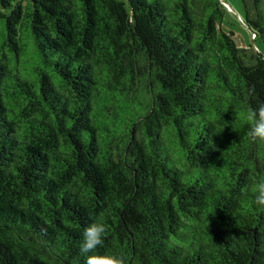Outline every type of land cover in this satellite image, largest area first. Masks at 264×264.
<instances>
[{
    "label": "trees",
    "instance_id": "obj_1",
    "mask_svg": "<svg viewBox=\"0 0 264 264\" xmlns=\"http://www.w3.org/2000/svg\"><path fill=\"white\" fill-rule=\"evenodd\" d=\"M264 48V0H241ZM222 0H0V264H264V50ZM25 38V40H24Z\"/></svg>",
    "mask_w": 264,
    "mask_h": 264
},
{
    "label": "clouds",
    "instance_id": "obj_2",
    "mask_svg": "<svg viewBox=\"0 0 264 264\" xmlns=\"http://www.w3.org/2000/svg\"><path fill=\"white\" fill-rule=\"evenodd\" d=\"M243 118L249 124V138L254 142L264 141V102L258 103L255 107L248 106ZM251 191L255 195V203L264 207V179L253 181ZM108 230V225L102 219H97L85 228L80 252L86 256V264H128L127 257L123 254L97 252V249L103 246Z\"/></svg>",
    "mask_w": 264,
    "mask_h": 264
},
{
    "label": "rangeland",
    "instance_id": "obj_3",
    "mask_svg": "<svg viewBox=\"0 0 264 264\" xmlns=\"http://www.w3.org/2000/svg\"><path fill=\"white\" fill-rule=\"evenodd\" d=\"M224 4L222 27L232 31L236 42L241 46L252 45L254 48H264L253 40L250 30L244 23V8L241 0H222ZM25 40V38H24Z\"/></svg>",
    "mask_w": 264,
    "mask_h": 264
},
{
    "label": "water",
    "instance_id": "obj_4",
    "mask_svg": "<svg viewBox=\"0 0 264 264\" xmlns=\"http://www.w3.org/2000/svg\"><path fill=\"white\" fill-rule=\"evenodd\" d=\"M223 2V1H222ZM254 34L252 33V36H253Z\"/></svg>",
    "mask_w": 264,
    "mask_h": 264
}]
</instances>
